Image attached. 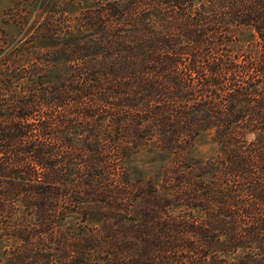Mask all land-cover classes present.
Listing matches in <instances>:
<instances>
[{"label":"trees","instance_id":"obj_1","mask_svg":"<svg viewBox=\"0 0 264 264\" xmlns=\"http://www.w3.org/2000/svg\"><path fill=\"white\" fill-rule=\"evenodd\" d=\"M13 1L0 264H264V0Z\"/></svg>","mask_w":264,"mask_h":264},{"label":"rangeland","instance_id":"obj_2","mask_svg":"<svg viewBox=\"0 0 264 264\" xmlns=\"http://www.w3.org/2000/svg\"><path fill=\"white\" fill-rule=\"evenodd\" d=\"M79 3H72L69 4L67 7L62 6L68 13H74L79 9L93 3V0H75ZM13 0H0V27H4L2 23V19L5 18V10L8 8L15 7ZM6 19V18H5ZM6 28V27H4ZM253 138L252 134H247L246 139L249 141ZM219 146L217 143L211 141L209 138H204L194 146V155L202 160H206L214 155L217 154ZM165 164L161 161H157L153 155L147 153H140L139 155L135 156L130 163L136 171H138L143 177H148L151 175H157L158 172L160 173L161 169ZM11 242L2 241L0 239V253L4 251L5 248L10 247Z\"/></svg>","mask_w":264,"mask_h":264}]
</instances>
